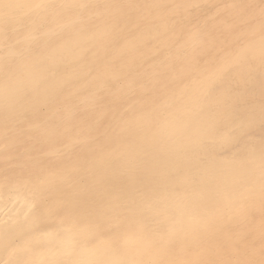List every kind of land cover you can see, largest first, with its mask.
<instances>
[{"label": "bare ground", "instance_id": "obj_1", "mask_svg": "<svg viewBox=\"0 0 264 264\" xmlns=\"http://www.w3.org/2000/svg\"><path fill=\"white\" fill-rule=\"evenodd\" d=\"M0 264H264V0H0Z\"/></svg>", "mask_w": 264, "mask_h": 264}]
</instances>
